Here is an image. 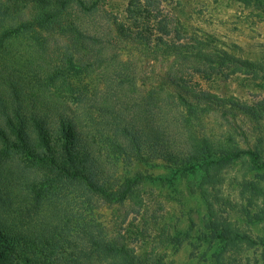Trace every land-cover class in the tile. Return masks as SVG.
Returning a JSON list of instances; mask_svg holds the SVG:
<instances>
[{
  "label": "trees",
  "instance_id": "obj_1",
  "mask_svg": "<svg viewBox=\"0 0 264 264\" xmlns=\"http://www.w3.org/2000/svg\"><path fill=\"white\" fill-rule=\"evenodd\" d=\"M102 3L0 0V264H142L135 247L156 219L145 215L146 182L199 173L215 189L242 160L264 178V97L210 86L264 83V62L188 38L161 0H127L111 21ZM133 46L167 63L155 84L139 81L124 55ZM216 115L249 120L253 143L239 144L235 122L209 128ZM157 161L165 179L118 175L120 164ZM126 204L123 232L99 227L98 205ZM209 226L230 245L246 238ZM153 238L152 252L174 241Z\"/></svg>",
  "mask_w": 264,
  "mask_h": 264
},
{
  "label": "rangeland",
  "instance_id": "obj_2",
  "mask_svg": "<svg viewBox=\"0 0 264 264\" xmlns=\"http://www.w3.org/2000/svg\"><path fill=\"white\" fill-rule=\"evenodd\" d=\"M126 1L103 0L101 5L108 13L104 20L122 19ZM250 1L161 0V7L179 19L188 38L207 43L209 50L220 49L237 58L264 62V1L259 6L256 0ZM135 47L126 48L124 55L130 59L142 84H155L163 76L167 63ZM246 84L230 81L227 85L213 83L210 86L220 89L223 97L237 96L241 101L264 97V83ZM228 122L235 121H225L218 115L206 119L207 126L214 130L224 131L229 127ZM234 125H239L235 132L239 144L251 145V122L237 119ZM137 172L163 179L169 175V170L160 161L120 164L118 175L132 177ZM201 179L199 173H193L171 181H149L143 185L146 218L151 220L153 214L156 219L151 221L152 238L135 247V254L142 264H264L263 176L253 171L248 160H242L227 171L215 189L205 184L200 186ZM252 186L258 191H253ZM127 209V204L98 205L94 217L105 232H123L126 223L132 219L128 214L122 224ZM212 221L224 224L246 238L233 245L217 240L209 228ZM160 233H163L164 241L167 237H173L174 241L168 240L163 246L159 243L157 250L152 252L153 237Z\"/></svg>",
  "mask_w": 264,
  "mask_h": 264
}]
</instances>
